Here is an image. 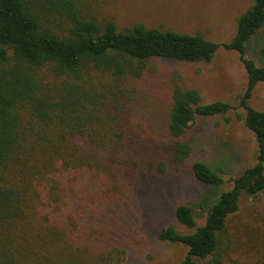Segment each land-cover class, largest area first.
Here are the masks:
<instances>
[{"label":"trees","instance_id":"1","mask_svg":"<svg viewBox=\"0 0 264 264\" xmlns=\"http://www.w3.org/2000/svg\"><path fill=\"white\" fill-rule=\"evenodd\" d=\"M80 3L0 0V264H114L106 254L88 256L86 199L79 201L62 179L71 175L76 181L82 175L86 180L90 154L122 164L125 149L142 138L130 132L135 99L129 86L155 70L153 60L210 62L220 47L236 52L246 72L237 103L202 102L195 88L182 87L179 77L170 75L166 132L154 149L183 164L192 147L182 137L197 117L243 109L236 117L255 136V162L237 176L228 173L231 187L200 204L203 224L196 225L191 206L178 204L175 218L193 230L182 233L167 225L158 233L160 240L187 248L177 264L205 259L221 264L232 247L229 223L242 197L264 207V110L248 104L256 83L264 81V64L247 56L252 39L264 38V0H251L225 42L141 22L119 29L112 19L99 22L85 15ZM155 161H140L135 169L163 172L162 157ZM190 169L205 185L225 181L224 169L203 161H193ZM55 174L59 190L52 197ZM255 233L261 236L264 230L245 224V236Z\"/></svg>","mask_w":264,"mask_h":264},{"label":"rangeland","instance_id":"2","mask_svg":"<svg viewBox=\"0 0 264 264\" xmlns=\"http://www.w3.org/2000/svg\"><path fill=\"white\" fill-rule=\"evenodd\" d=\"M80 1L85 15L99 22L112 19L119 29L141 22L148 27L198 33L215 42H225L233 36L238 16L251 3V0ZM263 49L264 38L258 34L250 42L247 56L263 65ZM152 62L155 70H148L140 83L129 86L130 96L135 99L131 104L130 132L142 138L125 149L122 164L109 163L100 154H90L93 163L86 170V180H82V175L76 181L71 175L62 179L67 188L78 194L79 201L86 199V247L93 259L106 254L114 264H177L187 248L158 238L160 229L167 225L182 233L193 230L177 221L175 206H191L196 225L203 224L205 211L200 204L211 203L221 191L231 187L228 173L237 176L255 162V136L236 117L244 112L241 108L223 115L197 117L182 137L192 147L183 164L173 163L170 156H160L161 149H154L157 143L162 144L166 132L169 76L175 73L182 87L195 88L202 102L220 100L235 105L246 85V72L236 52L220 47L210 62L174 58ZM47 79L52 81L53 77ZM248 104L264 110V81L256 83ZM161 157L165 162L163 172L135 169L140 161L156 160V163ZM196 160L224 169V183L210 186L197 181L190 169ZM58 190L55 174L52 197ZM262 214L264 207L258 208L250 198L242 197L240 209L229 223L232 247L221 264H258L261 259L264 264V235L244 234L245 224L264 230Z\"/></svg>","mask_w":264,"mask_h":264}]
</instances>
